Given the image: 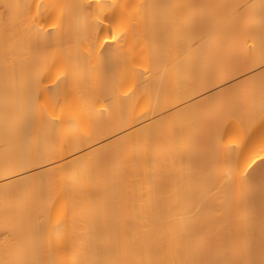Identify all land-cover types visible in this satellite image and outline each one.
<instances>
[{
  "label": "bare ground",
  "instance_id": "obj_1",
  "mask_svg": "<svg viewBox=\"0 0 264 264\" xmlns=\"http://www.w3.org/2000/svg\"><path fill=\"white\" fill-rule=\"evenodd\" d=\"M0 264H264V0H0Z\"/></svg>",
  "mask_w": 264,
  "mask_h": 264
}]
</instances>
